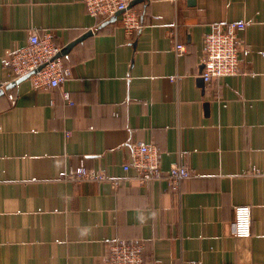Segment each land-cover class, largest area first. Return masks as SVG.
<instances>
[{
    "label": "crops",
    "instance_id": "0c3cea01",
    "mask_svg": "<svg viewBox=\"0 0 264 264\" xmlns=\"http://www.w3.org/2000/svg\"><path fill=\"white\" fill-rule=\"evenodd\" d=\"M133 6L143 26L127 33L119 16L100 27L84 0H0V84L33 31L63 48L94 31L63 55L61 86L27 78L0 95V264H102L118 237L142 241L146 264H264V0ZM228 21L246 23L249 53L205 82V35ZM137 141L192 177L141 183L124 169ZM81 161L108 179H66ZM238 205L252 208L250 237L233 233Z\"/></svg>",
    "mask_w": 264,
    "mask_h": 264
},
{
    "label": "built area",
    "instance_id": "2783aa9c",
    "mask_svg": "<svg viewBox=\"0 0 264 264\" xmlns=\"http://www.w3.org/2000/svg\"><path fill=\"white\" fill-rule=\"evenodd\" d=\"M134 0H84L88 12L94 17L107 20L121 11L119 17L127 33H133L143 26L139 12L133 6ZM246 28L244 21H228L214 23L205 35L204 68L201 76L205 82H211L217 77L234 75L240 72L241 54L247 55L249 49L243 44L239 32ZM63 47L59 45L51 33L41 36L33 31L28 43L13 51L4 62L11 75L10 81H16L24 75L31 80L34 89H46L61 86L72 75L71 67L64 61L61 54ZM186 44L175 43L177 55L186 51ZM6 83L0 84V89H6ZM70 104H74L71 92L63 91ZM11 99L16 94L9 93ZM71 131H67L70 136ZM133 153L124 169L135 168L139 180L146 184L152 180L167 178L171 186L177 188L180 181L192 177V172L183 160L173 163L168 170L161 166L162 153L158 145L146 141L132 143ZM185 154V153H184ZM65 178L72 181L83 179L105 180L108 177L101 171H95L86 166L84 161L70 169ZM113 187H118V179H110ZM233 233L238 237H250L252 234V208L250 205H238L235 208ZM144 244L139 239L118 237L107 251L102 264H146L144 259Z\"/></svg>",
    "mask_w": 264,
    "mask_h": 264
},
{
    "label": "water",
    "instance_id": "95a60500",
    "mask_svg": "<svg viewBox=\"0 0 264 264\" xmlns=\"http://www.w3.org/2000/svg\"><path fill=\"white\" fill-rule=\"evenodd\" d=\"M142 1H144V0H134V1H133V4H136L137 2H142ZM120 13H121V11L117 12V13L114 14L112 17H110L109 19L105 20V21L100 25V27H102V26H104L105 24H107V23H109V22L115 20V19L119 16ZM93 33H94L93 30H89V31H87L85 34H83L81 37H79V38L75 39L74 41L70 42L67 46H65V47L62 49L61 54H62V55L67 54V53L71 50V48H72L76 43L80 42L81 40H83V39L86 38L87 36L92 35ZM29 75H30V73L27 74V75L22 76L21 78L17 79L16 81H11L10 83H8V84L6 85V89H7V88H10V87H12V86H15L16 84L20 83L21 81L27 79ZM2 94H4V90H3V89H0V95H2Z\"/></svg>",
    "mask_w": 264,
    "mask_h": 264
}]
</instances>
